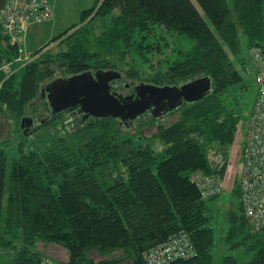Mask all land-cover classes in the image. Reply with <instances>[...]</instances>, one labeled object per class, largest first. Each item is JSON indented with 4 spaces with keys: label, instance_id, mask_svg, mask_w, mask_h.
<instances>
[{
    "label": "trees",
    "instance_id": "1",
    "mask_svg": "<svg viewBox=\"0 0 264 264\" xmlns=\"http://www.w3.org/2000/svg\"><path fill=\"white\" fill-rule=\"evenodd\" d=\"M231 3L232 8L228 0H96L81 11L80 26L68 34L78 25L73 24L51 40H72L57 57L73 75L93 72L91 58L101 54L85 45L97 19L110 17V26L98 40L104 54L122 47L129 50L122 54L145 60L159 47L160 40L150 36L156 35L155 26H161L194 43L168 57L162 75L150 83L179 85L208 76L211 91L169 112L179 111V119L158 126L151 140L137 131L129 133L137 129L134 121L109 116H90L69 128L65 117L74 108L70 107L42 124L62 127L43 146L18 144L7 180V152L0 146V264H39L42 256L53 257L54 250L47 253L52 245L66 249V260L53 258L63 264H146V251L181 231L188 234L196 254L168 264H212L214 231L208 200L220 191L203 197L190 175L202 171L223 176L227 147L239 122L245 85L231 56L239 50L234 14L248 48L259 46L264 55V0ZM114 10L118 14L113 16ZM45 53L8 78L0 71V110L7 108L16 115L26 110L45 74L38 67L43 57L51 56ZM14 56L16 47L0 24V64ZM135 74L136 69L129 72ZM236 86L238 95L224 99ZM152 119L156 120L153 115ZM153 140L160 149L154 148ZM210 150L221 159L212 160ZM235 191L239 192V182ZM227 221L229 249L250 254L244 264H264V229L251 232L240 198ZM40 243L47 246L45 252L38 249ZM118 250L121 255L108 257ZM222 264L239 262L226 254Z\"/></svg>",
    "mask_w": 264,
    "mask_h": 264
},
{
    "label": "rangeland",
    "instance_id": "2",
    "mask_svg": "<svg viewBox=\"0 0 264 264\" xmlns=\"http://www.w3.org/2000/svg\"><path fill=\"white\" fill-rule=\"evenodd\" d=\"M49 3H59L60 11L58 15H54L45 21L33 24H24L22 27L25 30V49L27 52H35L39 49L42 52H46V55H51L43 57V60L38 64L41 72H44L42 79L40 80V86L37 96L27 104L26 110L22 114L16 115L14 112L4 108L0 110V146L4 148L7 152V165H6V180L9 176V167L11 159L15 156L16 148L21 142L23 147L29 148L31 143L33 145L38 144L43 146L47 143L50 138L60 132L62 129L60 123L54 125H42L40 124L34 130H31L30 134L23 137V133L19 130L20 119L22 116L32 115L34 118L43 119L46 115V100L42 97L41 87L48 81L56 77H65L70 75V71L66 64L58 59L57 54L66 49L68 44L72 40L58 39L54 42L51 40L66 30L73 24H77L73 29L69 30L68 34L72 32L75 28L80 26V11L83 8H89L96 0H48ZM229 1L230 8H232L231 0ZM80 8V11H78ZM53 10V9H52ZM53 12V11H52ZM118 12L114 10L113 16L117 15ZM233 20L237 25V35L239 41V50L236 54H231L233 60L236 62L238 69L242 73V84L245 85V89L241 93V105H240V117L239 122L234 133L233 140L228 148V156L226 157V169L222 177L219 176L218 180L220 183V193L217 197L208 200V205L212 214V227L214 231V242L212 247V264H222V258L226 254L234 255L239 264H244L247 262L251 255L244 254L241 248L229 249V245L225 241V235L228 227L227 213L231 209H236L239 202V192L236 193L235 186L238 185L240 178V169L242 164V147L243 141L246 135V126L250 118L254 96L256 94L257 85L255 80V69L252 63L249 48L247 46V39L242 31V28L238 25L236 21L235 14L233 15ZM205 19H207L205 17ZM110 26V17L107 19H97L92 25L89 36L85 45L89 48L91 52L99 51L101 54H96L91 58L89 69L93 72L98 68L102 69H117L121 71L122 76L120 79L115 80L113 84V89L122 95L130 93L133 86L140 81L152 82L155 78H159L164 71V64H168L166 59L170 56L176 55L180 50H188L194 43L192 40L183 39L176 32L168 31L161 26H155L153 32L155 36H150L152 41H159V47L153 44L155 50L148 53L149 58L147 60L140 58L139 56L133 57L130 53L122 54L120 51L129 52L126 48L119 47L111 54H104V50L99 46V42L103 38V33ZM99 40V42H98ZM138 41V39H137ZM38 52V51H37ZM41 52V54H42ZM126 55V56H123ZM123 57V58H121ZM52 59V60H50ZM242 66L240 65L241 63ZM31 62V61H30ZM29 63V62H28ZM27 63V64H28ZM240 63V64H239ZM26 66V65H25ZM132 69H136L137 74L135 76H129V72ZM21 70V69H20ZM47 71H51L50 74H46ZM2 81L0 82L1 85ZM240 87H233L232 90L227 91L223 97L224 99H230V97H235L238 95ZM180 117V112L175 111L167 114L163 118L152 119V114L144 113L134 120V127L137 129H130L129 133L133 134L136 131L144 136H147L151 140V136L155 134L158 130V126H168L172 122L178 120ZM81 121V116L69 120V112L65 117V124L69 128L76 127ZM148 123V124H147ZM65 131V129H64ZM149 140V141H150ZM155 142V143H154ZM154 144V148L160 149L161 145L155 140L151 141ZM209 155L212 160H220L221 155L217 153H212L209 151ZM59 247V245H57ZM52 245L50 252L54 258L56 252L60 255L65 254V248H58ZM47 246L43 244H38V249L45 252ZM121 251H115L108 255L118 256L121 255ZM95 258H100L98 255H93ZM48 257V256H47ZM57 257V256H55ZM61 260V259H60ZM62 261V260H61Z\"/></svg>",
    "mask_w": 264,
    "mask_h": 264
},
{
    "label": "built area",
    "instance_id": "3",
    "mask_svg": "<svg viewBox=\"0 0 264 264\" xmlns=\"http://www.w3.org/2000/svg\"><path fill=\"white\" fill-rule=\"evenodd\" d=\"M52 15L48 0H4L0 9L2 33L16 47V56L0 64V71L8 78L37 58L41 51L27 52L25 49L24 24L39 23ZM255 69L257 85L246 135L242 147V164L239 178L240 202L251 232L264 229V55L259 46L249 48ZM190 178L199 187L203 197L220 191L215 174L195 171ZM196 254L195 248L184 231L149 249L144 254L146 264H168L176 258H188ZM39 264H63L53 258L42 256Z\"/></svg>",
    "mask_w": 264,
    "mask_h": 264
},
{
    "label": "water",
    "instance_id": "4",
    "mask_svg": "<svg viewBox=\"0 0 264 264\" xmlns=\"http://www.w3.org/2000/svg\"><path fill=\"white\" fill-rule=\"evenodd\" d=\"M3 2L0 0V9ZM121 76L114 69H99L56 77L41 87L42 97L53 115L77 107L83 113V119L109 116L127 122L136 120L147 111L155 118H163L184 103L198 101L211 91V79L200 76L179 85L139 82L133 86V93L122 95L113 90L111 84ZM46 119H37V122ZM33 123L32 116H22L19 128L26 133Z\"/></svg>",
    "mask_w": 264,
    "mask_h": 264
},
{
    "label": "flooded vegetation",
    "instance_id": "5",
    "mask_svg": "<svg viewBox=\"0 0 264 264\" xmlns=\"http://www.w3.org/2000/svg\"><path fill=\"white\" fill-rule=\"evenodd\" d=\"M114 82H115V81L111 82V84H112V89H113V84H114ZM113 90H114V89H113ZM133 92H134V90L132 89V91H131L130 93H128V94H131V93H133ZM128 94H126V95H128ZM67 109H68V108H67ZM67 109H66V110H67ZM66 110H63L62 112H59V113L53 115V114H51V113L49 112V107H48V105H47V103H46V115H45L44 118L47 117V119H46L45 121H43L42 123H39V122H37V119H38V118H34V117H33V122H34V123H33V126H31V127L27 130L26 133L31 132V130H34V129H35L36 127H38L40 124H43L44 122H47L48 119H50L51 117H57V116H59L60 113H64ZM68 112H69V117L71 118V120H72L73 118L78 117V116H81V119H83V118H82V117H83V113H82V112H79L77 107H74L73 109L69 110ZM149 113H150V111H147V114H149ZM67 114H68V113H67ZM30 116H32V115H30ZM44 118H43V119H44Z\"/></svg>",
    "mask_w": 264,
    "mask_h": 264
},
{
    "label": "crops",
    "instance_id": "6",
    "mask_svg": "<svg viewBox=\"0 0 264 264\" xmlns=\"http://www.w3.org/2000/svg\"><path fill=\"white\" fill-rule=\"evenodd\" d=\"M49 4H50V3H49ZM93 4H94V3H93ZM93 4H92V5H93ZM92 5H91V6H92ZM50 6H51V9H53V10H52L53 12H52L51 17L54 16V15L57 16L58 13H59V11H60L59 8H60L61 5H60L59 3H56V2L54 1L53 3L50 4ZM91 6H90V7H91ZM84 9H85V8H83V10H84ZM78 11H80V8H79ZM57 12H58V13H57ZM80 13H81V11H80ZM80 13H79V16H80ZM55 246H57V245H55ZM57 247H58V246H57ZM50 248H51V247H50ZM58 248L61 249L62 247L59 246ZM61 250H63V249H61ZM65 250H66V249H65ZM55 256H58L59 259H61V260L64 261V260H66V258H67V251H66L65 254H62V255H60L59 252H58V253L56 252Z\"/></svg>",
    "mask_w": 264,
    "mask_h": 264
}]
</instances>
